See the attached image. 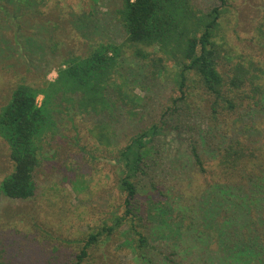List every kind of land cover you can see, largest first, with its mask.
<instances>
[{
    "label": "rangeland",
    "instance_id": "374dc122",
    "mask_svg": "<svg viewBox=\"0 0 264 264\" xmlns=\"http://www.w3.org/2000/svg\"><path fill=\"white\" fill-rule=\"evenodd\" d=\"M11 2L0 0V111L19 85L47 86L70 57H86L100 42L123 44L127 38L114 18L120 0H38L32 8L26 0ZM193 2L205 12L222 4ZM83 28L88 32L80 35ZM215 40L220 46L219 70L227 80L235 65L260 68L253 71L263 93L257 105L230 115L225 102L214 106L213 96L194 74L186 81L184 100H178V65L166 62V69L158 71L150 60L136 57V46L128 44L123 71L132 79L139 102L122 106L109 96L110 110L97 114L79 110V95H69V102L62 101L61 93L54 97L48 108H53L56 130L39 140V164L33 174L37 189L29 200L1 192L14 164L0 134V263L73 264L89 234L126 214V193L120 187L126 172L117 161L119 153L153 125L162 132L149 144L135 178L138 200L153 205L143 227L152 229L150 246L138 253L136 235L124 222L106 241L92 246L85 264H172L167 257L172 259L174 251H179L181 264L194 258L196 239L210 233L202 215L206 201L214 206L211 169L217 168L220 152L235 140L264 147V0H230ZM143 47L150 59L162 56L158 47ZM43 100L40 94L37 105ZM174 203L183 213H195V220L189 221L195 224L186 233L179 230L185 218L177 219ZM253 211L264 213L258 207Z\"/></svg>",
    "mask_w": 264,
    "mask_h": 264
},
{
    "label": "trees",
    "instance_id": "16d2710c",
    "mask_svg": "<svg viewBox=\"0 0 264 264\" xmlns=\"http://www.w3.org/2000/svg\"><path fill=\"white\" fill-rule=\"evenodd\" d=\"M26 1L32 8L38 0ZM220 1L221 6L205 12L193 0H120L121 5L114 18L127 36L125 43L100 42L86 57H70L61 64L64 67L59 70L57 80L47 83V86L45 83L42 88L19 85L9 103L0 111V134L10 147L14 164L13 172L1 184L2 194L14 200H29L35 196L37 187L33 174L39 164L38 143L42 136L56 130L53 108L49 109L48 105L60 93L62 101L66 102L70 101L67 99L69 95H79L77 106L82 113L100 114L110 110L109 96L122 106L137 105L139 97L133 89L134 83L123 71L122 57L128 44L133 48L136 46V57L150 60L158 71L166 69V62L173 61L178 65V90L182 95L178 100H184L186 81L194 74L200 77L207 94L213 96L214 106H219L220 101L225 102L232 111L230 115L241 107L257 105L260 93H263L261 85L256 82L259 76L253 71L260 68L235 65L229 80L219 70L220 46L215 39L221 27L224 7L230 0ZM79 31L80 35L83 31L88 32L87 28ZM39 44L44 47L42 42ZM143 46L158 47L157 53L162 56L150 59ZM40 94L44 100L38 106ZM161 129V126L153 125L120 151L117 161L124 164L126 172L120 182L126 193V214L115 217L113 225L89 234L73 264H85L92 246L106 241L124 222L136 235L138 253L149 248L152 229L148 227L144 231L143 227L148 224L147 217L152 215L147 209L149 207L150 211L153 205L138 200L135 178L149 144L160 135ZM257 146L235 140L220 152L217 168L211 169L210 186L215 192L212 190L210 198L215 207H208L206 201L202 215L208 227L207 233H212L196 239V244L190 239L189 245L194 244V258L190 259L193 261L188 260V264H264V213L253 214L257 207L264 209V147ZM195 156L200 170L205 173L202 161L197 154ZM172 206L177 219L185 218L179 225L180 232L191 230L195 223L189 221L196 218L193 210L183 213L175 203ZM218 215L224 218L218 219ZM174 256L181 264L179 251L172 252V259L167 257L169 263L176 262ZM151 264L156 263L151 261Z\"/></svg>",
    "mask_w": 264,
    "mask_h": 264
}]
</instances>
